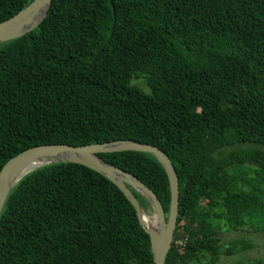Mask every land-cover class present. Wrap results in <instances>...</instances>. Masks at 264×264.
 Returning a JSON list of instances; mask_svg holds the SVG:
<instances>
[{
    "label": "trees",
    "instance_id": "trees-1",
    "mask_svg": "<svg viewBox=\"0 0 264 264\" xmlns=\"http://www.w3.org/2000/svg\"><path fill=\"white\" fill-rule=\"evenodd\" d=\"M33 1L0 0V24ZM119 141L158 147L178 174L166 264H221L234 252L222 223L264 229V182L242 173L246 164L264 173V0H54L40 27L0 45V172L35 147ZM99 156L150 187L168 216L169 178L155 157ZM0 264L154 260L125 194L89 168L58 164L12 191Z\"/></svg>",
    "mask_w": 264,
    "mask_h": 264
},
{
    "label": "water",
    "instance_id": "water-1",
    "mask_svg": "<svg viewBox=\"0 0 264 264\" xmlns=\"http://www.w3.org/2000/svg\"><path fill=\"white\" fill-rule=\"evenodd\" d=\"M54 0H34L16 16L0 24V45L23 38L45 21ZM138 152L155 157L165 169L170 183L171 207L168 216L156 193L132 174L107 163L99 155ZM58 164H77L89 168L113 182L135 207L143 230L150 237L154 264H166L173 247L180 205L179 177L170 157L154 145L132 141L97 145H46L29 149L10 160L0 172V218L12 191L34 171ZM144 197L153 212L151 218L133 193ZM149 218L152 223L147 224Z\"/></svg>",
    "mask_w": 264,
    "mask_h": 264
},
{
    "label": "rangeland",
    "instance_id": "rangeland-1",
    "mask_svg": "<svg viewBox=\"0 0 264 264\" xmlns=\"http://www.w3.org/2000/svg\"><path fill=\"white\" fill-rule=\"evenodd\" d=\"M137 84L146 93H150V89L147 88L144 80L137 81ZM247 149V147L244 148V150ZM238 150L237 147L225 150L224 156H229ZM247 169L252 174L251 176L261 178L264 182V173H262L261 168L253 164H246V169L242 170V173L246 172ZM261 188L264 190V184L261 185ZM145 212L153 218L151 207ZM222 226L220 237L223 239L225 249H233L234 252L231 255L224 252L219 260L221 264H255L264 260V229L261 221H252L244 229L237 232L233 231L228 224L222 223Z\"/></svg>",
    "mask_w": 264,
    "mask_h": 264
},
{
    "label": "built area",
    "instance_id": "built-area-1",
    "mask_svg": "<svg viewBox=\"0 0 264 264\" xmlns=\"http://www.w3.org/2000/svg\"><path fill=\"white\" fill-rule=\"evenodd\" d=\"M188 237L178 239L175 243L177 247H186L188 243Z\"/></svg>",
    "mask_w": 264,
    "mask_h": 264
},
{
    "label": "bare ground",
    "instance_id": "bare-ground-1",
    "mask_svg": "<svg viewBox=\"0 0 264 264\" xmlns=\"http://www.w3.org/2000/svg\"><path fill=\"white\" fill-rule=\"evenodd\" d=\"M145 220H146L147 224H148V223H149V224L152 223V221H151L149 218H147V219H145Z\"/></svg>",
    "mask_w": 264,
    "mask_h": 264
}]
</instances>
